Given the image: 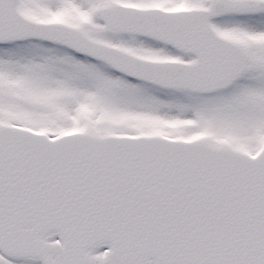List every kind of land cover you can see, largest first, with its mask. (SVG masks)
<instances>
[{
	"label": "snow or ice",
	"instance_id": "6c2138e0",
	"mask_svg": "<svg viewBox=\"0 0 264 264\" xmlns=\"http://www.w3.org/2000/svg\"><path fill=\"white\" fill-rule=\"evenodd\" d=\"M0 264H264V0H0Z\"/></svg>",
	"mask_w": 264,
	"mask_h": 264
}]
</instances>
